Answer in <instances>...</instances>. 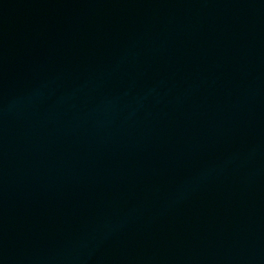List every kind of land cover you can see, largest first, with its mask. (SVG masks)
Segmentation results:
<instances>
[{
    "label": "water",
    "instance_id": "95a60500",
    "mask_svg": "<svg viewBox=\"0 0 264 264\" xmlns=\"http://www.w3.org/2000/svg\"><path fill=\"white\" fill-rule=\"evenodd\" d=\"M45 264H264V0H203L119 160Z\"/></svg>",
    "mask_w": 264,
    "mask_h": 264
}]
</instances>
